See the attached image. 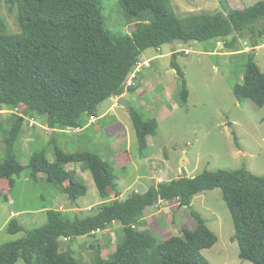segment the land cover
<instances>
[{
	"label": "trees",
	"instance_id": "16d2710c",
	"mask_svg": "<svg viewBox=\"0 0 264 264\" xmlns=\"http://www.w3.org/2000/svg\"><path fill=\"white\" fill-rule=\"evenodd\" d=\"M127 17L134 20L132 34L114 35L106 26L102 0H9L18 7L20 32L8 33L0 25V111H10L11 125L5 129V158L0 161V196L9 200L17 179L30 169V178L46 175L70 200L77 201L88 191L86 183L67 165L79 163L91 173L103 202L98 211L71 220L60 209H48L45 226L30 229L26 236L0 247V264H81L74 251L62 248L61 239L97 235L118 221L121 230L116 251L96 250L92 264H211L203 250L213 247L218 236L207 220L192 206L193 197L203 191L221 188L231 212L243 260L264 264V176L250 170L220 169L195 176L182 175L152 184L141 192L121 198L118 176L111 163L101 155L78 150L66 152L55 145V159L47 149L35 152L27 165L16 154L26 116H37L50 129L84 127L99 106L114 95L135 90L127 80L144 51L172 42L214 40L222 42L246 61L242 82L233 85L240 103L246 99L264 106V71L256 61V47L264 42V0L244 9H234L220 0L216 13L198 12L180 17L171 0H120ZM250 38V50L238 47L239 40ZM172 67L180 79L182 98L189 90L183 68L176 60ZM27 103L24 114L14 112ZM140 154L146 157L148 137L155 136L159 121L145 119L129 106ZM4 195V196H3ZM116 195V197L114 196ZM113 197V198H112ZM160 201L189 207L196 225L183 228L182 235L162 238L153 225L147 227L145 211ZM11 234L24 231L21 222L11 218Z\"/></svg>",
	"mask_w": 264,
	"mask_h": 264
},
{
	"label": "rangeland",
	"instance_id": "374dc122",
	"mask_svg": "<svg viewBox=\"0 0 264 264\" xmlns=\"http://www.w3.org/2000/svg\"><path fill=\"white\" fill-rule=\"evenodd\" d=\"M228 1L232 8L244 9L259 0ZM171 2L174 11L180 17L198 12L216 13L222 8L220 0H171ZM102 12L107 28L114 35H131L136 28V23L127 17L120 0H102ZM2 22L6 23L8 33L20 32L18 7L11 5L9 0H0V25ZM220 43L215 44L214 40L179 44L172 42L160 48H149L141 55V61L150 59L152 67L147 68V73L141 75L139 81L147 86L153 82L157 87L153 93L129 92L128 100L145 117L159 119L156 135L150 136L151 143L148 145L146 157L140 154L131 116L128 114L126 118H121V115L127 114L126 107L122 105L115 109V112L111 110L104 120H99V124L104 127L114 120V115L117 114L118 118L131 128L129 141L122 147V150L127 151L131 162L124 167L116 162V153L109 148L106 129L93 131L91 136H79L72 129L58 131L55 142L66 152L89 150L107 159L118 176L123 199L127 198L136 187L144 190L150 186L149 184L159 182L156 177L151 178L155 174L163 177V180H171L182 175L195 176L206 170L246 168L255 175L264 176V106H259L251 99H246L244 103L237 100L233 93V85L242 82L246 57L233 52L228 47L220 48ZM179 45L189 52L178 51V55L175 56L177 52L175 49ZM249 45L248 36L239 40V48L248 51L251 49ZM174 60L183 68L186 75L189 90L187 101L181 97L180 79L175 68L172 67ZM256 61L264 71V46L257 49ZM113 104L111 97L105 100L99 106V114L109 110ZM27 106V103H23L16 107L14 112L24 114ZM10 114L7 110L0 111L1 162L5 158L4 130L11 125ZM31 120L42 122L37 116H26L22 137L15 147L19 161L27 165L35 152L44 149H47L49 159L54 160L55 145L52 143V134L48 136L46 133L47 140L42 139L34 143L28 152L23 149L25 129ZM30 173L31 170L26 169L18 178L16 186L9 192V196L14 200L13 204L0 196L2 200L0 201V247L8 241L25 237L30 229L45 226L48 222V209H59L60 205H64L66 207L64 213L74 220L77 217L85 218L94 214L103 202L93 177H90L93 178L92 182L81 178L87 184L88 191L77 201H72L46 179H31ZM173 204L171 202L169 205L168 212L159 213L156 221L151 219L154 230L156 229V233L162 238L171 234L179 235L183 232V228L187 227L184 222L176 221L178 217L181 219L186 217L188 225L195 223L189 207L184 206L176 212ZM91 205L94 208L90 211L87 207ZM166 206L167 203L160 205V207ZM192 206L202 214L208 226L218 236V241L213 247L203 250L204 256L211 264H256L243 260L239 255V245L232 239L235 234L234 221L221 188L206 190L195 195ZM76 207L81 209H74ZM12 210L17 212L12 218L18 219L24 227V231L18 234H11L7 230ZM165 226L169 227L168 230L160 229ZM113 229L110 227L105 233L113 240L112 245L115 250L121 227L117 229L118 231ZM98 237L97 234L78 236L73 240L61 239V245L65 250L71 247L81 264H92L96 252L92 245H97ZM16 264L26 263L20 259Z\"/></svg>",
	"mask_w": 264,
	"mask_h": 264
},
{
	"label": "crops",
	"instance_id": "0c3cea01",
	"mask_svg": "<svg viewBox=\"0 0 264 264\" xmlns=\"http://www.w3.org/2000/svg\"><path fill=\"white\" fill-rule=\"evenodd\" d=\"M179 43L180 42H176V44H179ZM261 46H264V44L256 47V51ZM220 48H223V47H220ZM247 48H249V47H247ZM175 50H177V52H175V53L178 54V51H179L178 48L175 49ZM150 67H152V63H151V66L150 65L149 66H146V67L144 66L143 69H142V71H140V72L137 73V76L134 78V81H135L134 82L135 83L134 86H135L136 89L133 90V91L128 89V91L124 93L123 97L128 102V105L127 106L122 105V106L126 107L127 114L124 113L123 115H121V118H126L128 114L130 115V113L128 111V108H129V106H132V104L128 100V93L129 92L144 93L145 91H149V92H152L153 93L154 92V89L157 87V85L155 83H153V82H151L147 86V85H142L141 82L139 81V77L141 75L147 73L146 70H147V68H150ZM167 97H169V96H167ZM120 107H121V105L118 106V107L112 106L109 110L105 111L104 113L99 114L98 116H91L88 119V123L84 127L78 128V129H72V130L77 135H79V136H84V135L91 136V132H93V131H99L100 129H102V130H105L106 129V132L108 133V137H109V139H108L109 148H110V150H112L113 152L116 153L115 154V160H116V162L119 165H121V166L124 167L127 163L131 162L130 156L128 155L127 151L122 150V147L124 146V144L129 141V137H130V135L132 133L131 132V128H128L126 126V123H124L121 118H118V115L117 114L114 115L115 116L114 120L110 121L108 124H105L104 127L99 124V120H104L107 117V114L111 110L115 112L116 111L115 109H118ZM99 111H100V109H99ZM141 114L143 115V117L145 119L150 118V117H145V115L142 112H141ZM158 121H159V119H158ZM68 130H71V129H68ZM58 131H67V130H57L56 131V130L50 129L43 121L42 122H36L35 121V124L32 125V126L28 123V126L25 129V137H24V140H23L24 141V143H23V149L26 152H28V150H31V147H32V145L34 143H36V142H38L39 140H42V139H44V140L46 139L47 140V138H48V136L50 134L53 135L52 143H54V145H58L55 142V138L57 136V132ZM46 133L48 134V136L45 135ZM42 134H44L43 135L44 137L42 136ZM96 134H98V132H96ZM150 138L151 137L149 136L148 137V145L151 143V139ZM67 168L69 170H75L79 178H83L84 180L86 179L87 182H92V179L93 178H90V177H92L91 173L89 171H87V170H83V168L81 167V165L79 163H70V164L67 165ZM155 175H152L151 178H155L156 177V180L157 181H162L164 179L161 176H157V174H155ZM177 177H179V176H177ZM44 179H46V175L43 174V173H40L38 175V179L37 180H44ZM17 183H18V179H17ZM156 183H158V182H156ZM156 183H154V184H156ZM149 185H152V184H149ZM120 197L123 198V193L122 192H121ZM0 201H2V200L0 199ZM8 201L11 204L14 203V200L10 196H9V200ZM162 203H167L168 206H166V207H160V205ZM172 203H174L172 206L174 207V210L176 212L180 208H182V207H180L178 205L177 202H172ZM175 204H176V206H174ZM169 205H171V202L160 201L155 206H151V207L147 208L146 211H145V220H146V222L148 224L147 227H149L150 225H152V220H151L152 218H153V221H156V219L158 217L157 215L159 213H161L163 211L168 212V208L170 207ZM89 207H92V205L91 206H88L87 209ZM93 208H94V206L92 207V209H88V210L91 211V210H93ZM59 209L62 210V211H66V207L64 205H60L59 206ZM74 209L78 210V209H81V207H78V208L76 207ZM16 214H17V212H15V211L12 210L10 212V217L12 218L13 216H16ZM185 218L184 219H181L180 217H178L176 221L177 222L182 221V222L185 223L184 224L185 226H187L190 229H193L195 227V225H196V222L195 223H192L193 225H188V224H186L187 221H186ZM192 218H193V216H192ZM167 219L169 220V218H167ZM173 220L174 219H172V222H173ZM172 222H169V223L172 224ZM189 222L190 221H188V223ZM110 227L111 228H114L115 230H117V229L119 230V228L121 227V223L118 222V221H116ZM109 228L106 229V230H104V231H100L99 234H98L99 235V237H98L99 238V241L97 242V245L102 246V253H103V255L104 254H107V253L112 254V253H114L116 251V249L115 250L113 249V247H114V245H112L113 240L110 237H108L107 234L105 233V232H107V230L109 231ZM168 228L169 227H166L165 226V227H161L160 229L164 231V230H168ZM182 234H183V232L181 234H179V235H182ZM171 235H173V234H171ZM176 235H178V234H176ZM170 236H168V237H170ZM168 237H166V238H168ZM62 239L68 240L67 238H62Z\"/></svg>",
	"mask_w": 264,
	"mask_h": 264
},
{
	"label": "built area",
	"instance_id": "2783aa9c",
	"mask_svg": "<svg viewBox=\"0 0 264 264\" xmlns=\"http://www.w3.org/2000/svg\"><path fill=\"white\" fill-rule=\"evenodd\" d=\"M181 46L182 45H179L178 46V50L179 51H185L186 53L189 52L188 49L187 50H184V49L181 48ZM149 65H150V59L144 60V61H141V59H140V61L136 64V67H135L134 71L130 74V76H129L128 80H127V88L134 84L133 79L137 76V73L140 72V71H142V69H143L144 66H149ZM123 95H120V96L119 95H114V96L111 97L112 100L114 101V104H113L114 107L120 106V103L118 102V99H119V97H121ZM34 124H35V121H32L31 120L30 121V125L32 126ZM141 191L142 190L139 189V188H137V187L134 189V192H141ZM88 209H92V207H89Z\"/></svg>",
	"mask_w": 264,
	"mask_h": 264
},
{
	"label": "water",
	"instance_id": "95a60500",
	"mask_svg": "<svg viewBox=\"0 0 264 264\" xmlns=\"http://www.w3.org/2000/svg\"><path fill=\"white\" fill-rule=\"evenodd\" d=\"M220 47H224V45L222 44ZM177 55L178 54L175 53V56H177ZM118 102L120 103V105H124V106L128 105V102L125 100V98L123 96L119 97Z\"/></svg>",
	"mask_w": 264,
	"mask_h": 264
}]
</instances>
